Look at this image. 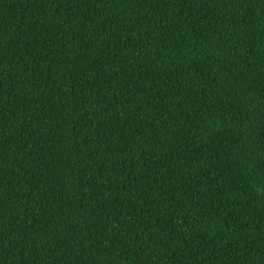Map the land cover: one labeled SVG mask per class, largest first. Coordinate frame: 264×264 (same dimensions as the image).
<instances>
[{"label":"trees","instance_id":"trees-1","mask_svg":"<svg viewBox=\"0 0 264 264\" xmlns=\"http://www.w3.org/2000/svg\"><path fill=\"white\" fill-rule=\"evenodd\" d=\"M0 264H264V0H0Z\"/></svg>","mask_w":264,"mask_h":264}]
</instances>
